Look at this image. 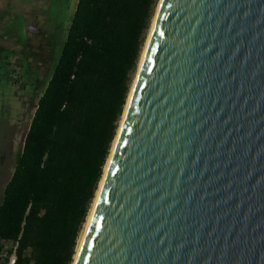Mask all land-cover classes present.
Masks as SVG:
<instances>
[{
	"label": "water",
	"instance_id": "water-1",
	"mask_svg": "<svg viewBox=\"0 0 264 264\" xmlns=\"http://www.w3.org/2000/svg\"><path fill=\"white\" fill-rule=\"evenodd\" d=\"M72 264H264V0H159Z\"/></svg>",
	"mask_w": 264,
	"mask_h": 264
},
{
	"label": "trees",
	"instance_id": "trees-1",
	"mask_svg": "<svg viewBox=\"0 0 264 264\" xmlns=\"http://www.w3.org/2000/svg\"><path fill=\"white\" fill-rule=\"evenodd\" d=\"M158 1H77L4 187L0 264L73 263Z\"/></svg>",
	"mask_w": 264,
	"mask_h": 264
},
{
	"label": "rangeland",
	"instance_id": "rangeland-1",
	"mask_svg": "<svg viewBox=\"0 0 264 264\" xmlns=\"http://www.w3.org/2000/svg\"><path fill=\"white\" fill-rule=\"evenodd\" d=\"M4 1L0 4V32L5 34V37L9 39L10 36H19L20 45L23 35L26 34V23L29 20L36 19L37 21L44 22L47 33L52 36L50 41L54 46L52 55L47 54V58L51 60L52 66H54L60 53V47L66 39L78 0H8L9 4L7 7H5ZM5 56H9L8 60L10 61L14 54L11 51L4 50L0 56V128H2V120L5 119L7 120L4 124L8 128L6 136L2 135L0 137V147L2 148L0 152L4 154L0 165V203H2L4 187L10 179L17 158L20 155L23 139L28 130L36 101L41 93L40 91L38 93L34 92L31 97L25 95L26 93H30L32 86L29 85V82L32 81L34 73L26 71V68H22L21 65L17 67L13 63L4 62ZM23 99L25 101L22 102ZM8 119H10L9 122ZM16 121L18 124H16Z\"/></svg>",
	"mask_w": 264,
	"mask_h": 264
},
{
	"label": "flooded vegetation",
	"instance_id": "flooded-vegetation-1",
	"mask_svg": "<svg viewBox=\"0 0 264 264\" xmlns=\"http://www.w3.org/2000/svg\"><path fill=\"white\" fill-rule=\"evenodd\" d=\"M2 1L3 0H0V4L2 3ZM9 1H4L5 7H7ZM26 26V34L23 35L20 45L19 36H10L9 39L8 37H5V34L0 32V56L2 54V51L4 50L11 51V53L14 54L13 58L9 61V56H5L4 62L13 63V65H17V67H20L21 65L22 68H26V71L28 70L34 73V77L33 79H31L32 81L29 82V85L32 86V88L30 89V93L25 94L31 97L32 93H38L39 91H42V87L40 85L44 80H46L51 64V60L47 58V54H49L50 56L52 55L54 51V46L50 41L52 39V36L47 33L46 24H44V22L32 19L26 23ZM23 88L25 91V86ZM25 99H23L22 102L25 101ZM6 120L7 119L2 120V128H0V137L2 135L6 136V134L8 133V128L6 127V124H4ZM9 120L10 119H8V122ZM11 123L13 122L11 121ZM16 124H18L17 121ZM1 150L2 148L0 147V151ZM3 158L4 154L0 152V165L2 163Z\"/></svg>",
	"mask_w": 264,
	"mask_h": 264
},
{
	"label": "built area",
	"instance_id": "built-area-1",
	"mask_svg": "<svg viewBox=\"0 0 264 264\" xmlns=\"http://www.w3.org/2000/svg\"><path fill=\"white\" fill-rule=\"evenodd\" d=\"M10 263H13V260H11V262Z\"/></svg>",
	"mask_w": 264,
	"mask_h": 264
},
{
	"label": "bare ground",
	"instance_id": "bare-ground-1",
	"mask_svg": "<svg viewBox=\"0 0 264 264\" xmlns=\"http://www.w3.org/2000/svg\"><path fill=\"white\" fill-rule=\"evenodd\" d=\"M81 240V239H80Z\"/></svg>",
	"mask_w": 264,
	"mask_h": 264
}]
</instances>
